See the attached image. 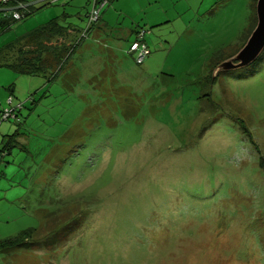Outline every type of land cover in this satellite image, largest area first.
I'll use <instances>...</instances> for the list:
<instances>
[{
	"label": "rangeland",
	"instance_id": "rangeland-1",
	"mask_svg": "<svg viewBox=\"0 0 264 264\" xmlns=\"http://www.w3.org/2000/svg\"><path fill=\"white\" fill-rule=\"evenodd\" d=\"M88 1H37L0 48L64 12L85 25ZM255 5L111 0L55 80L0 66V113L22 104L0 117V148L19 134L0 240L34 232L0 264H264V48L211 77Z\"/></svg>",
	"mask_w": 264,
	"mask_h": 264
},
{
	"label": "trees",
	"instance_id": "trees-1",
	"mask_svg": "<svg viewBox=\"0 0 264 264\" xmlns=\"http://www.w3.org/2000/svg\"><path fill=\"white\" fill-rule=\"evenodd\" d=\"M19 4L25 5L24 8H18V11L22 15L19 20L25 19L29 14L34 13V11L38 9L34 4L24 0H8L5 4L0 2V7H4L7 11L9 8L15 7ZM0 12L2 14H0V31H4L9 29L11 21L15 22L17 20L13 19L8 14H5L4 10H1ZM64 17L65 13L50 18L47 22L38 25L36 28L17 38L13 43H9L0 48V66H8L18 73L29 76H40L49 82L55 80L61 70L66 66L68 58L79 46L80 42L87 37V33L93 26H87V20L82 27L76 26L72 22L64 23ZM251 17L253 22L252 26H249V29L252 27V30L256 18L254 10L252 11ZM137 34V41L135 44L143 43L138 39L142 38L143 34L142 36L139 35L140 32H137ZM143 44L147 48V45L145 43ZM134 49H137L138 56L141 51L140 44L129 49V52ZM146 55H144L142 61ZM142 61L140 63H142ZM20 105L21 109L22 104ZM20 109H18V111H20ZM19 121L20 119L18 117L17 122L19 123ZM18 135V132H15L11 136H8L7 143L0 148L1 155L7 152L10 147L18 144ZM3 141L4 139L1 143H3ZM32 230L33 229L23 230L16 236L1 239L0 250L21 247L25 243H28V239L34 233Z\"/></svg>",
	"mask_w": 264,
	"mask_h": 264
},
{
	"label": "water",
	"instance_id": "water-1",
	"mask_svg": "<svg viewBox=\"0 0 264 264\" xmlns=\"http://www.w3.org/2000/svg\"><path fill=\"white\" fill-rule=\"evenodd\" d=\"M255 17L256 24L241 49L220 62L214 68L211 77L227 70L243 67L254 61L261 53L264 48V0H256Z\"/></svg>",
	"mask_w": 264,
	"mask_h": 264
},
{
	"label": "built area",
	"instance_id": "built-area-1",
	"mask_svg": "<svg viewBox=\"0 0 264 264\" xmlns=\"http://www.w3.org/2000/svg\"><path fill=\"white\" fill-rule=\"evenodd\" d=\"M8 0H0L1 3L5 4ZM110 0H90L91 6L89 8L88 13L86 14V18H87V26L93 25L94 23H96V21L98 20V16L100 14V10L102 9L103 5H105L106 3H108ZM25 5L24 4H19L15 7H11L9 8V15L15 19V20H19L22 15L21 13L18 11V8H24ZM84 34V33H83ZM140 36H142V34L140 33ZM139 40L141 38H138ZM138 45L140 44L141 49L144 50L146 47L143 43H137ZM137 44H134L133 47H136ZM147 53V52H146ZM145 54H142L141 56L137 57V62H140L143 58ZM20 104H17L16 107L14 108H10V109H5L0 113V117L2 120H7L10 118H14L18 121V117L16 115V112L18 111V109H20Z\"/></svg>",
	"mask_w": 264,
	"mask_h": 264
},
{
	"label": "crops",
	"instance_id": "crops-1",
	"mask_svg": "<svg viewBox=\"0 0 264 264\" xmlns=\"http://www.w3.org/2000/svg\"><path fill=\"white\" fill-rule=\"evenodd\" d=\"M24 1H27V2H29V3H31V4H35V3H38L37 1H39V0H30V1H28V0H24ZM87 5L89 4V1L87 0ZM1 10H4L5 11V13H6V10H5V8L4 7H0V11ZM254 9H252V11H253ZM64 12V11H63ZM65 13V12H64ZM76 14H78L77 12H75ZM88 13V8L85 10V13H84V16H86V14ZM0 14H1V12H0ZM63 14V13H62ZM2 15V14H1ZM65 15H67V16H65L64 17V23H66V22H68V16H69V14H65ZM66 18H67V20H66ZM82 26H83V24H82ZM81 26V27H82ZM92 29V28H91ZM93 32H94V30H93ZM98 34V32H95L94 33V36L95 35H97ZM87 36H88V33H87Z\"/></svg>",
	"mask_w": 264,
	"mask_h": 264
},
{
	"label": "bare ground",
	"instance_id": "bare-ground-1",
	"mask_svg": "<svg viewBox=\"0 0 264 264\" xmlns=\"http://www.w3.org/2000/svg\"><path fill=\"white\" fill-rule=\"evenodd\" d=\"M146 52H147V53H146ZM148 52H149V51L147 50V48H145L144 50L141 49V51L139 52L138 56H141L142 54H145V55H146V54H148ZM138 56H137V57H138ZM143 57H144V56H143ZM142 59H143V58H142ZM136 61H137V60H136ZM141 61H142V60H141ZM141 61H140V62H141ZM140 62H138V63H140Z\"/></svg>",
	"mask_w": 264,
	"mask_h": 264
}]
</instances>
